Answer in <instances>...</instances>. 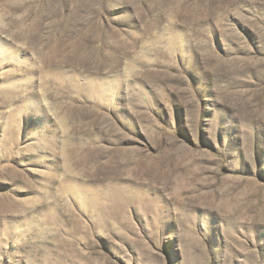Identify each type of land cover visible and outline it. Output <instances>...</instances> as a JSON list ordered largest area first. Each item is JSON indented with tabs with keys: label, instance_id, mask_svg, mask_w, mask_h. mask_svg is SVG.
I'll list each match as a JSON object with an SVG mask.
<instances>
[{
	"label": "rangeland",
	"instance_id": "rangeland-1",
	"mask_svg": "<svg viewBox=\"0 0 264 264\" xmlns=\"http://www.w3.org/2000/svg\"><path fill=\"white\" fill-rule=\"evenodd\" d=\"M0 264H264V0H0Z\"/></svg>",
	"mask_w": 264,
	"mask_h": 264
}]
</instances>
